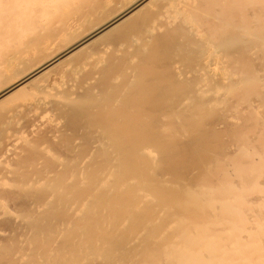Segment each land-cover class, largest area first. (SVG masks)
I'll use <instances>...</instances> for the list:
<instances>
[{
    "label": "bare ground",
    "instance_id": "1",
    "mask_svg": "<svg viewBox=\"0 0 264 264\" xmlns=\"http://www.w3.org/2000/svg\"><path fill=\"white\" fill-rule=\"evenodd\" d=\"M3 3L0 264H264V0Z\"/></svg>",
    "mask_w": 264,
    "mask_h": 264
},
{
    "label": "rangeland",
    "instance_id": "2",
    "mask_svg": "<svg viewBox=\"0 0 264 264\" xmlns=\"http://www.w3.org/2000/svg\"><path fill=\"white\" fill-rule=\"evenodd\" d=\"M5 3H3V5L1 4V7H0V51H2V49H6L7 47L6 46H8V45H10V43H11V40H13V38L15 37V31H14V34L13 33H10V32H13V30L15 29V12H14V15H12V14H10V13H12V11H14L15 10V8H9L8 6H10V4H5ZM5 7V8H4ZM8 7V8H7ZM12 7V6H11ZM13 7H15V6H13ZM3 9V10H2ZM11 9H12V11H11ZM14 9V10H13ZM6 11V12H5ZM11 11V12H10ZM3 12H4V14H3ZM3 14V15H2ZM7 14H8V16H7ZM7 16V17H6ZM14 16V17H13ZM14 18V19H13ZM4 20H5V22H4ZM5 24L6 26H3V25ZM8 24H9V26H8ZM12 24H14V28H13V30H12ZM1 26H3V27H1ZM10 29H9V28ZM9 31H8V30ZM6 37H5V36ZM12 35V36H11ZM14 36V37H13ZM5 37V38H4ZM10 37V38H9ZM12 38V39H11ZM3 39V40H2ZM4 39L7 41V40H10V42L9 41H4ZM9 42V43H8ZM8 43V44H7ZM5 45V46H4ZM9 48V47H8ZM1 68V67H0ZM2 69V68H1ZM3 70V69H2ZM2 70H0V71H2ZM13 70V68L12 69H10V70H8V71H12ZM14 70H15V67H14ZM7 70H6V72L5 71H3V73L5 72L6 74H7V72H8ZM13 72H15V71H12V73ZM4 73V74H5ZM3 74V77L0 79V81L2 80V79H4L5 78V75ZM15 73H13V76H15L14 75ZM8 75H10V72H9V74ZM7 76V75H6ZM11 76V75H10ZM12 77V76H11ZM7 78H8V80L9 81H7V80H5V81H7L6 83V86L10 83V82H14L15 81V78H10V77H8L7 76ZM3 80V81H4ZM11 80V81H10ZM3 81H2V83H3ZM1 82H0V86H1V84H2ZM4 84V83H3ZM2 84V85H3ZM5 85H3V87H4ZM5 86V87H6ZM2 87V86H1ZM0 88V92L5 88ZM2 89V90H1ZM15 103V102H14ZM22 142V137H19V136H15V132H12V133H9L7 136H6V138L3 140V142H2V138L0 139V144H3V146H4V151H2L1 149H0V183H2L3 181H6V180H8L12 175H11V170L13 169V167H14V163H15V143H21ZM15 216H16V214H15ZM2 217V215H0V218Z\"/></svg>",
    "mask_w": 264,
    "mask_h": 264
}]
</instances>
